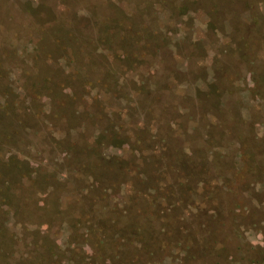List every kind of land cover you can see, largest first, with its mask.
Wrapping results in <instances>:
<instances>
[{"label":"rangeland","instance_id":"obj_1","mask_svg":"<svg viewBox=\"0 0 264 264\" xmlns=\"http://www.w3.org/2000/svg\"><path fill=\"white\" fill-rule=\"evenodd\" d=\"M0 264H264V0H0Z\"/></svg>","mask_w":264,"mask_h":264}]
</instances>
